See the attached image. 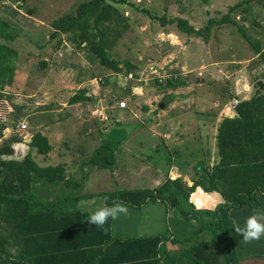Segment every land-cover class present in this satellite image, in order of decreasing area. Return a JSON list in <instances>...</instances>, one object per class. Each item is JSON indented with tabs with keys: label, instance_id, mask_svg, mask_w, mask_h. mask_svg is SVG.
<instances>
[{
	"label": "crops",
	"instance_id": "1",
	"mask_svg": "<svg viewBox=\"0 0 264 264\" xmlns=\"http://www.w3.org/2000/svg\"><path fill=\"white\" fill-rule=\"evenodd\" d=\"M59 1L57 5L55 4L56 6H53L54 4L50 3V1H44L43 4L39 5L32 4L29 6L25 4L21 10L10 9L11 11L7 16L11 19L15 20L18 16L24 15L20 16L22 23L19 25L22 27H14L10 21H4L0 18V34L4 40H8V42L0 45L5 46L7 50H12L10 56H13V58L20 56L19 50L21 48L18 46L20 43L18 39L22 37V40L32 41L33 47L30 46L29 42L28 48H26L27 45L25 44L24 46L21 45L22 49L26 51L23 53L20 51L21 54H25L28 57L30 55L38 56L41 60L40 55L44 52L41 47L45 45L44 48L48 47L50 35L53 32L51 23L58 18L50 19L51 22H49L48 18L42 16L44 19L38 20L37 13L41 12L43 14L45 7L48 8L50 5L51 8L60 7V9L73 8L77 10L81 4L92 0ZM125 1L127 4L130 2ZM28 2L30 4V0ZM104 3L106 5L109 4L107 7H113L110 2ZM238 3L239 7L230 13L231 23L211 27L208 41L204 42L202 38L187 35L183 37H186L184 39L185 43H187L184 45L185 49H187L185 56H188L189 60L191 58L189 46L193 43H195L197 48L205 50V55L216 53L215 62L209 65H199L193 71L207 72L209 69L216 71L219 67L227 70L228 72H226L225 76L227 84L226 82L219 83L224 84L225 87L223 88L225 91H229L234 96L233 100L238 99L240 103L256 95V90L253 92L252 89L258 82L264 83V76L262 79H256L264 73V61L259 57L260 53L264 52V0H239ZM39 8H42V11ZM24 11L31 13V17L27 18ZM118 11H124V14L130 12L127 5H123V9ZM118 11L113 12V16L112 13H109L108 18L111 19L115 16L118 18ZM74 15L70 14L67 16ZM218 27H221L219 33H217ZM12 30L15 33H11ZM91 33L95 40L102 39L104 36L102 30L96 31L95 28L90 31ZM242 33L245 34L248 41ZM37 34H41V37L38 38ZM114 34L113 39H117L121 33L115 30ZM180 35L184 34L180 33ZM64 36L61 35L64 40L56 52L57 57L58 55L62 57L65 49H72L71 45L73 43H69ZM39 40L43 41L42 45L38 43ZM16 41L18 42L17 44ZM43 61L46 64L44 62L40 63L43 70L40 75L38 74L39 76L29 74L30 72H25L24 74L26 67L23 64L20 67L18 64H16V67L13 66L12 82L6 84L0 90V99L5 101L4 103L7 106L8 102L6 100H13L16 94H6L4 90L10 87V91H12L13 86L17 85L22 80V77L24 80L26 79L28 86H39V90H42L44 95L48 94V83L52 77L51 69H49L51 65L47 57ZM200 63L202 64L203 62L200 61ZM145 70L147 71L146 66L142 76L143 74L147 76ZM134 74L131 72L127 76H133ZM181 75H184L183 72ZM174 77L177 76L174 75ZM155 79L158 78H154V84L156 85ZM219 79L222 80V76ZM92 81H95V83H91ZM145 81L147 82V80ZM101 88L102 86L98 83L97 77H93L88 79L86 83L81 84V86L78 85L77 90L73 92L71 97L81 91L84 97L89 93L90 97H92L91 100L95 101L86 100L76 104H69L68 101L71 98L69 97L67 101L57 100L58 103L54 102L57 107L60 105L61 108L68 109L69 118L66 116L63 120H52L51 122H45L42 121V118H38L39 120L35 121V116L37 115H42L43 119L47 116V110L38 108L37 112L32 115H28V113V116L26 115L22 119L23 124L27 123L28 129L26 133L30 134L31 138L35 133L45 136L51 145V151L46 156L38 155L29 146L31 138L20 139L18 137L19 141L13 144L14 154L7 159L22 161L27 154H30L40 168L62 167L64 170L63 180L48 182L44 179L33 178L28 189L27 200L30 205H33V210L37 213L39 211L46 212V216L41 219L40 217H43V215L35 213L34 215L38 218L32 220L30 217L26 224L28 225L26 229L24 222L14 221L12 228L9 226L5 229V233L10 232L13 235V239H10V245L0 244V251L10 253L12 259L24 252L34 262H43L42 264H124V262H143L142 260L147 259H139V261L137 259L136 261L134 256L148 254L153 251V246H146V244L135 245L128 241L159 238L157 256L155 261L152 262H158V264H206L205 262L228 264V260L222 251L218 250L213 244L214 233L210 230L211 227H208L215 221V218L212 217L213 215L209 214L215 213L218 206L225 204L224 198L216 191L205 192L198 186L189 194L188 198H185L182 194L176 195L175 203L156 199V201L148 200L139 207H133L123 201L115 200L110 207L120 204L126 208V211L118 213L115 219L112 217L107 219L108 232L104 227L91 223L90 216L97 210L107 207V195L117 191L155 190L169 180H177L186 191H189L194 186V182L197 181L199 172L203 170L211 171L219 162L217 149L218 127L224 118L236 116V107L232 108V102L228 104L225 103V100H187L188 98L184 100L173 96L172 100L167 103L159 104L158 111L160 109L162 112H158L156 116L152 114L153 111L150 108L144 113L143 118L137 116L136 113L126 117L125 121L133 117L134 119L142 120L145 124H151L153 121H155V126L161 127L163 124V133L160 135L163 143L168 146L177 143L188 145V147H181L184 148L182 153H194L196 151L194 147L198 143L200 146L206 145L207 149L203 153V160L193 161L185 166L174 163L166 171L158 165H154L150 167L154 169L152 170L153 172H147L148 165H146L140 170L133 168L135 172L139 173L133 175L126 170L128 166L124 167L122 165L121 168L124 167L122 171L129 176H125L124 173L123 176H120L119 162L116 160L115 153L119 148L128 144V134L117 132L121 136L118 135L116 126L111 125L110 127L106 123L107 121L105 125L101 124L102 122H97L102 127L93 129L94 125L89 123L91 121L90 118L87 119L89 116L94 117L92 115L93 111L100 109V106L104 105L105 99L96 100L101 95ZM184 88H188V86ZM180 89V87L173 90L169 89L168 95L172 93L175 95ZM128 101L127 99L122 100L124 103L121 106L122 109L114 112L112 110L111 113L115 115L124 114V116L130 115ZM42 103V101L41 103L34 102L37 107L43 106ZM81 104H84V107H86L85 111H88L85 115L83 113L84 109L83 111L78 109ZM45 107L47 106H43V108ZM124 108L127 110H124ZM159 116H164L168 119L161 124L158 120ZM73 118L79 121L77 123L79 128L73 133V138L65 139L60 132L65 130V124ZM31 120H34L35 127L28 132ZM106 126L108 128H104ZM83 134L86 136V141L84 146H80L76 143V140ZM8 135L0 136V143L2 140L8 139L10 137ZM105 139L106 141L103 142L102 140ZM72 140H75L74 146L72 145ZM103 143L109 150V152L105 151L103 157L97 160L96 157H91V159L83 157L84 155L88 156V154L90 156L95 155V152ZM84 148H87L85 153ZM178 153H181V150L174 152V154ZM130 155L131 152H129ZM145 171L147 174H143ZM172 191L173 188L171 186ZM257 201L258 205L256 207L244 205L241 208L229 207L227 210L230 243L238 264H264V235L258 238L245 239L242 234L245 229V222L249 217L264 213V192L257 196ZM5 212L7 213V210ZM19 215L20 213L16 210L10 212V217H13V219L18 218ZM185 215H188V217ZM23 232H26L28 237L23 239V244H18L17 242L24 236ZM201 245L204 248L199 247ZM207 246L209 248H206Z\"/></svg>",
	"mask_w": 264,
	"mask_h": 264
},
{
	"label": "rangeland",
	"instance_id": "2",
	"mask_svg": "<svg viewBox=\"0 0 264 264\" xmlns=\"http://www.w3.org/2000/svg\"><path fill=\"white\" fill-rule=\"evenodd\" d=\"M18 1L20 4L16 3ZM44 1H50V3L54 4L53 6H56L57 3L60 2L59 0H30L29 4L28 0H16V2H13L12 0H0V18L4 21H10L14 27H19V24L22 23L20 16L24 15L18 16L15 18V21L7 16L11 11L10 9L21 10L25 4L29 6L32 4L39 5L43 4ZM103 1L106 3L110 2L111 6L117 9V11L123 9L120 0ZM128 1H130L128 4H124L127 5V8L130 11L128 14H124V11H118V18L115 16L107 22L100 21L97 25H95L96 23L92 18H89V24L91 25L90 31H93L95 28L96 31L102 30L104 32L102 39H96V41L94 39V41L103 44L111 57L119 61L122 65L123 62H129L132 64L135 67L133 71L135 74L131 77L126 74L124 75L123 73L114 74L104 67H101L96 56L89 52L88 46L79 47L71 43L72 49H65L63 51L64 55L62 57L58 55L57 57L56 52L60 47L58 46L59 41L61 40L62 44V41L64 40L62 38L59 39L58 37L53 39L50 38L47 48H44L46 45L41 47L44 51L42 52L43 54L40 55L41 60L38 56L30 55L28 57L25 56V54H21V52H26L22 49L21 45L24 46L25 44L27 45L26 48H28L29 44L33 47V43L26 39L22 40V37H20L18 39V42H20L18 46L21 48L19 50L20 56L16 58L9 56L6 63L9 65L12 63V66L14 67H16V64H18L19 67L23 64V66L26 67L24 74L25 72H30L29 74H36L39 76L40 72L43 70L40 63H43L44 58L47 57L51 65L49 69H51L52 77L49 79L48 83V94L45 95L42 90H39V86H28L26 79L24 80L23 77L17 85L13 86V88L11 87L12 91H10V87L4 90L6 94L14 93L16 95H14L13 100H6L8 106L4 103L5 101L0 100V136L9 134L8 136L10 137L14 135L20 139L31 138L29 136L30 134L18 131L17 128L21 123L23 124L22 119H24L28 113V115H32L37 112L38 108L41 110H47V116L43 119L42 115H37L35 116V121L41 118L42 121L45 122L63 120L66 116L69 118L70 113L68 112V109H63L60 105L57 107L54 102H57V100L67 101L68 98L73 95V92L77 90L76 88L78 85L81 86V84L86 83L88 79L97 77L98 83H100L102 88L100 90L101 95L97 97L96 100L105 99L104 105L100 106V108L105 110L108 117L107 122H105L108 123L110 127L111 125L116 126V133L125 132L129 137L127 141L128 144L119 149L117 148L118 150L115 153L116 160L119 162L120 176H123V173L125 176H129L126 172L122 171L125 166H128V169L126 170H128L129 173L137 175L139 173L135 172L133 168L140 170L148 165L146 169L147 172H153L152 170L154 169L150 167L158 165L166 171V169L174 163L176 165L185 166L187 163L193 161L198 162L199 160L204 159L203 153L207 149L206 145L200 146L198 143L194 147L196 148V151L188 154L182 153L184 152V148H181L188 147V145L177 143L168 146L163 143V140L161 139L162 136H160L163 133L162 122L167 120V117L159 116L158 120L162 124L161 127L155 126V121L151 124H145L142 120L134 119L133 117L126 121L125 119L135 113L137 116L143 118L144 113L150 108L153 111L152 114L156 116L158 112H162L160 109L158 111L159 104L167 103L169 100H172L173 96L184 100L187 98V100H225V103L228 104L233 101L234 96L229 93V91H225L223 88L225 87L224 84H220L226 82L225 76L226 72H228L227 70L219 67L216 71H211L210 69L207 72L193 71L195 70L194 68H197L199 65H209L215 62L216 53L214 52L212 55H205V50L203 51V49L201 50L200 48H197L195 43H193L189 46V54L191 55L189 60L188 56H185L187 51L184 47V45L187 44L184 41L186 37H183L185 34L181 36L175 25H160L156 18L165 17L167 19H186L194 28L201 29L207 25L210 19L220 20L223 15L229 14V9L233 7L234 4L238 3L239 0H127V2ZM130 4H133L135 7L138 6L137 8L140 7V9H146L149 15L152 14L154 18L131 8ZM48 8L45 7L43 14L40 12L42 15L37 13L36 16L38 20L44 17L48 18L47 20L51 22L52 19L59 18L61 15L76 14V9L73 8H51V5ZM39 10L42 11V8H39ZM35 11L38 10L36 9ZM47 11L49 12L48 14ZM4 12L6 13L4 14ZM24 13L27 15V18L31 17V13L29 14V12L25 11ZM220 28L221 27L217 28V33H219ZM115 30H118L121 33L117 39H113V35L115 36ZM13 32L14 30H12L11 33ZM37 37L40 38L41 34H37ZM4 42H8V40H4L0 34V44H3ZM18 42L16 41V44ZM38 43L42 45L43 41L39 40ZM200 61L203 63L201 64ZM44 63L46 64V62ZM145 66L147 68V71L145 70L147 76H145V74L142 76ZM183 66H185V68L182 69ZM182 72L184 75H181ZM174 75L178 76V82L184 84L182 87L178 86L181 89L178 90V93L176 92L175 95L173 93L168 95V92L170 91L169 89H158L154 84V78H159L160 81L165 82L170 78H174ZM221 76L223 78L222 80L219 79ZM263 76L264 73L256 79H262ZM145 80H147V84ZM91 83L94 84L95 81H92ZM187 86L188 88H184ZM256 86L257 85L252 89L253 92L257 89ZM85 98H87V101H95L91 100L92 97L87 96ZM126 99L129 100L128 111L130 115L124 116V114L119 115L116 113L117 115H115L114 113H111L112 110L114 112L122 109L121 105L124 104L122 100ZM35 101L40 103L42 101V105L47 107H37L36 104H34ZM51 105L53 106L51 107ZM84 106V104H81L78 109L80 111H83L84 109L83 113L85 115L88 111H85L86 107ZM7 110H9V112ZM124 110L127 109L124 108ZM89 118L91 120L89 122L90 125H94L93 129H99L102 127L101 124H106L105 122H102L101 124L97 123L99 121L92 116L87 117V119ZM33 121L34 120H31L30 122L28 132L31 128L33 129V127H35ZM77 123H79V121L76 118L69 120L64 126L65 130H61L62 132H60V134L63 135L65 139L69 137L73 138V133L79 128ZM104 128H108V126ZM85 138L86 136L83 134L76 140V143L80 146H84L86 141ZM102 141L105 142L106 139ZM74 142L75 140H72L73 146ZM86 150L87 148H84V153ZM180 150L181 153L174 154V152ZM129 152H131L130 156ZM104 154L105 151L100 152L99 156L96 157V160L103 157ZM83 157L91 159V157L95 158V155L90 156V154H88V156L84 155ZM122 165H124L123 168H121ZM147 172L145 171L143 174H147Z\"/></svg>",
	"mask_w": 264,
	"mask_h": 264
},
{
	"label": "trees",
	"instance_id": "3",
	"mask_svg": "<svg viewBox=\"0 0 264 264\" xmlns=\"http://www.w3.org/2000/svg\"><path fill=\"white\" fill-rule=\"evenodd\" d=\"M16 2V0H12ZM250 1V0H247ZM120 4H126L125 0H120ZM131 8L139 12L149 15L146 9H140L133 4ZM239 7V3L229 9L233 12ZM117 9L110 7L103 0H92L81 4L74 16H62L51 23L53 32L50 38L65 35V39L79 47L88 46L89 52L96 56L101 67L111 71L114 74L123 73L124 75L134 71L135 67L129 62H123V65L113 59L107 52L103 44L96 43L92 33L90 34L91 25L89 18H92L97 25L100 21L107 22L110 19L108 14L115 12ZM230 13L222 16L220 20L210 19L207 25L201 29H195L186 19L174 18L167 19L165 17H157L160 25H175L178 32L187 36L202 38L204 42L208 41L211 27L215 25H224L231 23ZM154 18V16H152ZM107 19V20H106ZM244 38L248 41L245 34ZM61 40L59 41V45ZM260 53V51H258ZM12 54V50L0 45V90L6 84L12 82L13 66L7 64V58ZM260 59L264 61V52L260 53ZM178 76L170 78L165 82L155 79L157 88L174 89L178 86H184L178 82ZM256 95L246 101L240 102L236 106V116L233 118H224L218 127L217 133V149L219 162L211 171L199 172L197 181L194 186L186 191L183 185L176 181H168L155 190L140 191H117L107 195L106 206L110 207L113 201L120 200L133 207H139L146 201L168 200L172 203L176 202V195L182 194L185 198L195 190L201 187L205 192L216 191L221 194L225 200V204L218 206L213 215L215 221L211 223L210 230L214 233L213 244L218 250L220 249L228 264H238L231 245L229 228L227 226V210L229 207H239L258 205L257 196L264 192V83L258 82L256 86ZM1 100V99H0ZM87 99L83 96V92H78L68 101L69 104H76ZM6 104V103H5ZM9 112V110H7ZM19 141L18 137L11 136L2 140L0 143V244L10 245V239L13 235L10 232L5 233L7 227H11L14 221L24 222L25 229L29 218L32 220L38 218L34 214H41L44 219L46 212L33 210V205L28 202V189L33 178L44 179L48 182L63 180L64 170L62 167L40 168L27 154L22 161L7 159L14 154L13 144ZM30 148L35 150L38 155L46 156L51 151V145L47 138L40 133L33 134L29 143ZM102 151L109 152L107 146L102 144L95 152V157L99 156ZM207 184V185H206ZM171 186L173 191L171 192ZM168 193V195H166ZM7 210V213L5 212ZM16 210L20 213L18 218L10 217V212ZM188 217V215H185ZM108 221L102 226L108 232ZM4 232V233H2ZM27 232V231H26ZM23 232V238L17 242L24 243V238L28 234ZM22 237V236H21ZM27 242V240H26ZM131 244H146L153 246V251L148 254H140L134 256V259H147L143 262H124V264H158L155 261L157 256V246L160 242L159 238H149L145 240L128 241ZM204 248V246H199ZM206 248H209L208 246ZM34 255V254H33ZM214 255V254H213ZM11 258V259H10ZM0 262L3 264H42L43 262H34L26 253L13 257L6 251H0ZM10 262V263H9ZM212 264V262H205ZM217 262H214L216 264Z\"/></svg>",
	"mask_w": 264,
	"mask_h": 264
},
{
	"label": "clouds",
	"instance_id": "4",
	"mask_svg": "<svg viewBox=\"0 0 264 264\" xmlns=\"http://www.w3.org/2000/svg\"><path fill=\"white\" fill-rule=\"evenodd\" d=\"M123 205L116 204L112 207H105L97 210L90 216V222L98 226H103L109 217L115 219L118 213L125 212ZM245 239L258 238L264 235V213L255 214L245 222V229L242 232Z\"/></svg>",
	"mask_w": 264,
	"mask_h": 264
},
{
	"label": "built area",
	"instance_id": "5",
	"mask_svg": "<svg viewBox=\"0 0 264 264\" xmlns=\"http://www.w3.org/2000/svg\"><path fill=\"white\" fill-rule=\"evenodd\" d=\"M17 4H20V2L18 1V2H16ZM130 77H131V75H130ZM159 79V78H158ZM160 81V80H159ZM160 82H162V81H160ZM147 83V82H146ZM90 97V94L89 93H87L86 94V97ZM239 104V101L238 100H233L232 101V108H235L237 105ZM121 106H123V105H121ZM92 115L94 116V118L96 119V120H98L99 122H105V121H107L108 120V117H107V115H106V113H105V110H103V108H100V109H95L94 111H93V113H92ZM27 129H28V127H27V125L26 124H20L19 126H18V128H17V130L18 131H23V132H27Z\"/></svg>",
	"mask_w": 264,
	"mask_h": 264
}]
</instances>
